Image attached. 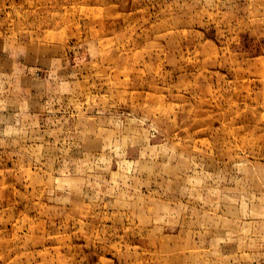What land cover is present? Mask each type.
<instances>
[{
  "label": "rangeland",
  "instance_id": "374dc122",
  "mask_svg": "<svg viewBox=\"0 0 264 264\" xmlns=\"http://www.w3.org/2000/svg\"><path fill=\"white\" fill-rule=\"evenodd\" d=\"M0 264H264V0H0Z\"/></svg>",
  "mask_w": 264,
  "mask_h": 264
}]
</instances>
